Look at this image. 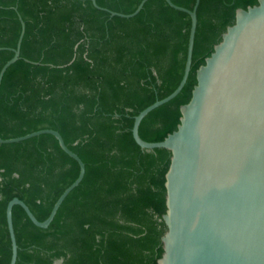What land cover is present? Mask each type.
<instances>
[{
    "label": "trees",
    "instance_id": "trees-1",
    "mask_svg": "<svg viewBox=\"0 0 264 264\" xmlns=\"http://www.w3.org/2000/svg\"><path fill=\"white\" fill-rule=\"evenodd\" d=\"M171 1L188 9L195 2ZM96 2L127 14L140 0ZM255 4L199 0L187 81L141 120L142 139L161 141L177 129L197 69L234 23L236 9ZM18 15L25 32L20 57L1 80L0 137L58 130L84 162L85 174L47 228L35 226L21 206H13L15 264H158L171 152L141 149L131 127L135 115L178 85L189 15L165 0H147L130 18L110 16L91 0H0V68L13 56ZM78 172V163L50 134L0 143V264L11 257L8 201L18 197L42 221Z\"/></svg>",
    "mask_w": 264,
    "mask_h": 264
},
{
    "label": "water",
    "instance_id": "water-1",
    "mask_svg": "<svg viewBox=\"0 0 264 264\" xmlns=\"http://www.w3.org/2000/svg\"><path fill=\"white\" fill-rule=\"evenodd\" d=\"M146 1L140 0L127 14L103 8L96 0L91 3L110 16L130 18ZM165 1L190 17L182 77L170 94L135 115L131 127L132 137L141 149L164 148L171 152L164 183L166 211L162 220L166 231L161 236L163 253L157 262L264 264V0L236 9L234 23L222 33L213 52L196 71L197 82L190 100L180 106L177 129L163 140L152 142L140 137V122L185 85L197 26L199 0L192 9ZM18 17L19 37L16 47L10 48L13 56L0 68V85L6 69L20 57L25 23ZM41 134L54 136L60 148L78 163L79 172L42 221L18 197L8 201L5 216L11 242L9 264L16 263L18 252L13 206H21L35 226L47 228L85 174L84 162L66 145L58 130L42 128L17 137H0V143L20 142Z\"/></svg>",
    "mask_w": 264,
    "mask_h": 264
}]
</instances>
